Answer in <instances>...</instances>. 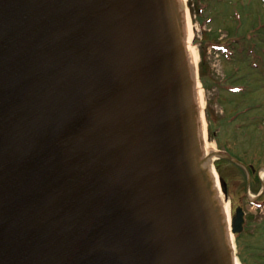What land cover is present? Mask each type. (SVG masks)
Here are the masks:
<instances>
[{"label": "water", "instance_id": "water-1", "mask_svg": "<svg viewBox=\"0 0 264 264\" xmlns=\"http://www.w3.org/2000/svg\"><path fill=\"white\" fill-rule=\"evenodd\" d=\"M187 38L181 0H0V264H236Z\"/></svg>", "mask_w": 264, "mask_h": 264}, {"label": "rangeland", "instance_id": "rangeland-1", "mask_svg": "<svg viewBox=\"0 0 264 264\" xmlns=\"http://www.w3.org/2000/svg\"><path fill=\"white\" fill-rule=\"evenodd\" d=\"M184 6L188 13L186 28L190 30L191 61L200 82L204 116L208 107L213 120L210 137L205 116L206 141L214 151L231 150L235 158L258 171L248 191L245 170L227 161H216L220 166V172L216 167L218 180L224 177L227 185L231 218L239 206L248 215L250 227L240 240L241 263L257 264V259L264 257V196L249 203L247 192L257 197L264 185V0H186ZM242 22L243 26H238ZM244 38L249 43L245 47L257 46L258 61H248L242 56L246 53L240 47ZM228 39L234 44L232 51H237L234 62L227 58L234 55L228 48H225L226 57L222 52L220 43L227 47ZM237 40L241 43H236ZM240 89L243 92L236 93ZM250 107L249 112L238 114ZM235 244L238 254L237 241ZM261 262L264 264V260Z\"/></svg>", "mask_w": 264, "mask_h": 264}, {"label": "trees", "instance_id": "trees-1", "mask_svg": "<svg viewBox=\"0 0 264 264\" xmlns=\"http://www.w3.org/2000/svg\"><path fill=\"white\" fill-rule=\"evenodd\" d=\"M202 82H203V84H204V86H205V88H207V84H206V78H204V75H202ZM206 114H207V118H208V122H209V131H210V136H212L213 135V131H212V126H213V124H212V122H213V120H212V118H211V113H210V110H209V108L207 107V109H206ZM262 233H264V231L262 232ZM246 234H242V235H239L238 237H237V244H238V257L241 259L240 261H242V259H243V257H242V255H241V250H243V247H242V245H241V243H240V240L241 239H243V237L245 236ZM248 247V246H247ZM239 249H240V252H239ZM264 249H262V251H263ZM259 252H261V251H259ZM262 253V252H261ZM263 257V256H262ZM262 260H264V257L263 258H258L257 259V264H261L262 262ZM242 263H243V261H242ZM246 264V263H245Z\"/></svg>", "mask_w": 264, "mask_h": 264}, {"label": "bare ground", "instance_id": "bare-ground-1", "mask_svg": "<svg viewBox=\"0 0 264 264\" xmlns=\"http://www.w3.org/2000/svg\"><path fill=\"white\" fill-rule=\"evenodd\" d=\"M181 1L182 2H185L186 0H181ZM187 43L189 45L188 46V50L190 52L189 55L190 56L191 55L193 56V53H192V50H191V47H190V30L189 29H188V39H187ZM200 96H201V93H200ZM198 100H199V96H198ZM199 102H200V100H199ZM203 120H202V122H203ZM205 146H206L207 154H210V153L214 152V148L212 146H210L208 142H206V145ZM225 213H226V215L228 217V223H229V227L231 229V213H230V210L228 208V204H226V206H225ZM236 264H239L238 260H237V263Z\"/></svg>", "mask_w": 264, "mask_h": 264}, {"label": "flooded vegetation", "instance_id": "flooded-vegetation-1", "mask_svg": "<svg viewBox=\"0 0 264 264\" xmlns=\"http://www.w3.org/2000/svg\"><path fill=\"white\" fill-rule=\"evenodd\" d=\"M251 168H250V171H251V173L253 174V175H257V171L255 170V168H253V166H250Z\"/></svg>", "mask_w": 264, "mask_h": 264}]
</instances>
